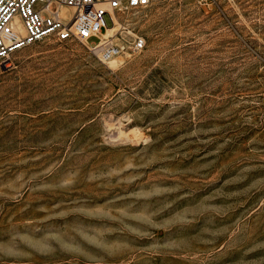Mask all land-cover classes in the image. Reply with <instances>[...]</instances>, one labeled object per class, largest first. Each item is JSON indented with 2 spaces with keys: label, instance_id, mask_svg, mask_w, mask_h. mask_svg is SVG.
I'll use <instances>...</instances> for the list:
<instances>
[{
  "label": "rangeland",
  "instance_id": "obj_1",
  "mask_svg": "<svg viewBox=\"0 0 264 264\" xmlns=\"http://www.w3.org/2000/svg\"><path fill=\"white\" fill-rule=\"evenodd\" d=\"M115 16L0 64V264H264V0Z\"/></svg>",
  "mask_w": 264,
  "mask_h": 264
},
{
  "label": "built area",
  "instance_id": "obj_2",
  "mask_svg": "<svg viewBox=\"0 0 264 264\" xmlns=\"http://www.w3.org/2000/svg\"><path fill=\"white\" fill-rule=\"evenodd\" d=\"M151 0H0V64L27 45L52 39L80 40L101 60L125 52H137L146 45L136 36L130 46L101 37L115 24V14L147 6ZM107 18L111 25H108ZM97 37L98 41H92Z\"/></svg>",
  "mask_w": 264,
  "mask_h": 264
},
{
  "label": "bare ground",
  "instance_id": "obj_3",
  "mask_svg": "<svg viewBox=\"0 0 264 264\" xmlns=\"http://www.w3.org/2000/svg\"><path fill=\"white\" fill-rule=\"evenodd\" d=\"M114 18H115V22H118V19H117V17L116 16H114ZM114 31V29L113 28H109L108 29V32L107 33H105V34H103V35H101V37H110V36H107V35H112V32ZM116 31V30H115ZM114 31V32H115ZM110 32V33H109ZM116 61H112V63H115Z\"/></svg>",
  "mask_w": 264,
  "mask_h": 264
}]
</instances>
